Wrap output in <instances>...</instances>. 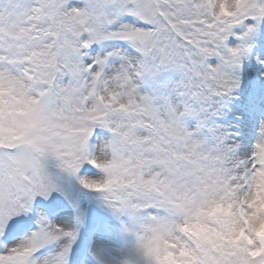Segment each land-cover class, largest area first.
<instances>
[{
    "label": "snow or ice",
    "instance_id": "snow-or-ice-1",
    "mask_svg": "<svg viewBox=\"0 0 264 264\" xmlns=\"http://www.w3.org/2000/svg\"><path fill=\"white\" fill-rule=\"evenodd\" d=\"M0 264H264V0H0Z\"/></svg>",
    "mask_w": 264,
    "mask_h": 264
}]
</instances>
